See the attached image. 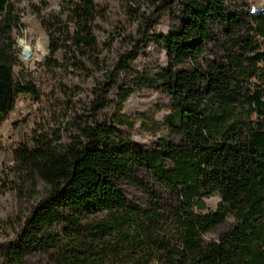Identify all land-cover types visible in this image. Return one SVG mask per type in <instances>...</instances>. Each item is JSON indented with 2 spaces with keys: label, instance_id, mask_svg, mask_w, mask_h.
<instances>
[{
  "label": "trees",
  "instance_id": "1",
  "mask_svg": "<svg viewBox=\"0 0 264 264\" xmlns=\"http://www.w3.org/2000/svg\"><path fill=\"white\" fill-rule=\"evenodd\" d=\"M20 1L0 0V123L19 94L39 99L33 83L15 78ZM38 1L43 66L58 73L54 84L68 102L79 86L86 94L71 106L65 139L43 130L14 150L8 169L20 182L3 185L24 195L39 180L45 191L10 222L0 264H264L263 0H127L154 11L130 8L137 31L118 50L116 37L98 34L107 6L60 0L47 10ZM163 17L172 21L168 34L154 29ZM152 40L164 45L167 65L135 68ZM143 91L171 101L164 131L149 144L132 138L135 120L124 112ZM125 183L141 197H129ZM214 194L220 202L209 210Z\"/></svg>",
  "mask_w": 264,
  "mask_h": 264
},
{
  "label": "rangeland",
  "instance_id": "2",
  "mask_svg": "<svg viewBox=\"0 0 264 264\" xmlns=\"http://www.w3.org/2000/svg\"><path fill=\"white\" fill-rule=\"evenodd\" d=\"M32 0H21L19 11L24 23L19 32L14 33V39L19 51V63L15 67V78L23 86L31 82L37 90L39 99L30 94L17 96L15 109L3 118L0 123V241H8L13 238L10 222L17 216H24L32 202V195L40 197L44 193V185L37 180L36 191L26 189V194L21 195L17 190L3 185L4 181L15 188L20 182L8 169L14 163V150L19 143H28L43 130L51 133L59 132L63 139L72 129V110L80 107L79 99L84 98L86 87L79 86L75 89L78 96L73 102H68L62 95L63 90L56 87L54 77L58 73H52L43 66V61L48 54V36L39 19L33 14ZM34 4L42 7L41 2L33 0ZM50 9H58L60 0H47ZM107 6L109 22L103 23L106 32H98L100 39L110 36V40L116 37L115 49H121L124 39L137 31V14L130 8L141 10L147 15H152L154 8L147 3H130L127 0H97ZM255 7H260V0H255ZM264 4V0L261 1ZM102 27V28H103ZM159 33L168 34L172 29V21L169 17H163L160 23L154 26ZM120 34V35H119ZM26 47L29 51L26 52ZM167 51L164 45L152 40L141 51L139 57L132 65L140 70H147L159 65H167ZM73 89V88H72ZM171 101L166 96L156 92L143 91L130 96L126 102L124 112L135 120V127L130 132L132 138L140 144H149L164 131L165 119L170 113ZM152 121L160 125L159 131L150 127ZM122 189L129 197H141L142 192L132 184H122ZM220 197L214 194L206 198L209 210H216ZM221 229H216L205 235L206 240L218 238ZM35 264H46L38 257Z\"/></svg>",
  "mask_w": 264,
  "mask_h": 264
},
{
  "label": "bare ground",
  "instance_id": "3",
  "mask_svg": "<svg viewBox=\"0 0 264 264\" xmlns=\"http://www.w3.org/2000/svg\"><path fill=\"white\" fill-rule=\"evenodd\" d=\"M29 49H30L29 47H26V52H28V51H29Z\"/></svg>",
  "mask_w": 264,
  "mask_h": 264
}]
</instances>
